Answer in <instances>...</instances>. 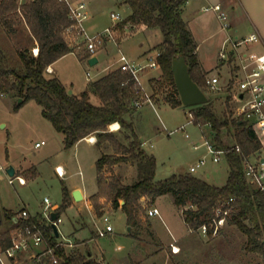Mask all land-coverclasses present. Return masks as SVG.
Wrapping results in <instances>:
<instances>
[{
    "label": "trees",
    "instance_id": "1",
    "mask_svg": "<svg viewBox=\"0 0 264 264\" xmlns=\"http://www.w3.org/2000/svg\"><path fill=\"white\" fill-rule=\"evenodd\" d=\"M187 1L124 0L131 12L118 24L122 33L128 28L151 27L161 30L163 40L156 48L161 51L158 61L162 77L153 81V85L155 89L161 88L164 83L172 86L164 101L173 107L183 104L172 71L175 57L184 55L192 78L204 91L208 86V73L198 61L197 43L182 16ZM23 21L37 40L39 53L34 55L25 48L15 56L0 48V91L16 98L15 110L35 100L42 107L43 116L64 135L65 148H71L89 135L97 137L98 146L109 144L113 148V153H103L96 162L99 189L91 196V201L97 215L103 214L102 197L112 200L114 207H119L120 199H124L122 208L128 222L134 224L137 212L142 208L143 196L148 198L151 205L159 196L169 195L173 203L183 209L184 219L190 228L199 229L207 224L209 237H212L215 209L222 205L231 208L227 224L237 226L246 235V250L264 255V192L253 187L244 172L245 160L260 148L251 126L241 118H231V115L223 119L218 117L210 100L198 105L192 111L194 122L200 125L210 123L215 132L213 142L219 147L232 148L227 155L230 170L226 183L222 186L212 184L190 172L158 180L156 156L146 151L135 132L133 115L139 108L136 103L144 100L141 86L133 74L117 67L92 79L89 88L82 93L70 94L63 81L51 76L47 69L61 57L75 52L65 37L66 28L73 23L68 3L65 0H26L21 4L18 0L1 1L0 23L5 28L15 30V26ZM78 57L86 60L91 53L87 50L86 53H78ZM91 94L96 95L101 103H94L90 99ZM18 98H22V101L18 102ZM115 122L120 123L117 132L110 128ZM231 125L236 128L233 144H238L240 151L221 138L223 128ZM123 162L131 163L136 168L137 178L131 184L124 183L121 176L114 172V166ZM232 197L233 202L228 204ZM70 200L71 194L63 185V201L57 212H64ZM13 216L12 211L5 210L7 220L11 221ZM30 221L42 224L50 243H55L57 235L52 226L46 225L42 215L31 217ZM10 245L11 230L0 232V249ZM58 254L61 256L59 264H101L90 250L81 252L73 249L66 252L64 247H59Z\"/></svg>",
    "mask_w": 264,
    "mask_h": 264
},
{
    "label": "rangeland",
    "instance_id": "2",
    "mask_svg": "<svg viewBox=\"0 0 264 264\" xmlns=\"http://www.w3.org/2000/svg\"><path fill=\"white\" fill-rule=\"evenodd\" d=\"M103 8L94 17L96 27L90 32L104 31L106 27L112 26L115 22L111 18L112 10L119 11L122 15L127 13L120 7V4L114 2ZM14 29L5 28L0 23V48L15 56H18L19 51L25 48L34 54V48H39V46L27 23L23 21L17 24ZM113 29L114 41L106 40L104 42L99 49L102 52L99 53L100 63L93 66L87 61L81 62L77 55L87 52L83 37H69L65 33L68 43L75 52L58 59L55 74L71 87L81 90L92 79L116 69L117 59L121 53H126L131 57L136 56L149 44H156L163 39L159 28L144 27L141 30L136 28L127 30L125 33H122L118 25ZM130 36L132 37L126 40ZM142 43L146 46L142 47ZM154 48L156 47L154 46ZM88 69L91 71V77L87 75ZM140 75L146 77L151 84L152 81L162 77V69L161 67L159 69L146 68L140 72ZM138 83L142 89L143 100L149 102L144 103L134 114V127L137 130L136 134L147 142L145 145L147 152L156 156V179L162 180L175 173L190 172L191 165L207 152L205 147L196 149L194 144L203 142L204 137H207L211 142L215 139V132L212 128L205 124H196L190 114L200 104L192 106L182 104L173 107L164 101L166 94L172 90L171 85L164 83L161 88L154 89V85L151 87L148 84L150 92L145 90V93L149 94L147 95L143 91L141 79ZM205 89L218 117L222 119L228 115H231V118L236 117L237 99L234 91L228 87L212 90L206 86ZM157 99L164 102L152 103ZM15 103L16 98L12 95H0V161L4 167L13 165L17 168L25 161L38 162L41 164V174L28 184L21 185L18 180L11 184L7 172L0 171V208L3 225H6L7 220L5 217L6 207L17 210L26 205L31 211H39L43 214L45 196H48L52 203H62L63 181L57 175L54 167L59 159L65 161L69 174H72L67 179L69 186L81 180L82 175L79 170H82L83 176L90 185L96 184L95 148L86 143H82L77 150L65 148L62 133L42 116L41 106L35 100H30L21 106L22 109L19 113L14 109ZM186 133L190 136L187 137ZM235 133L234 126L224 127L221 138L225 142L233 144L235 143ZM42 139H47L48 143L37 148L35 143ZM124 142L127 141L124 139ZM229 170L227 158L223 157L219 163H214L209 159L207 165L193 174L204 177L205 172L209 171L211 177L205 179L212 184L222 186L227 181ZM170 198L167 196L159 202L161 216L151 218V228L150 225L142 231L136 228L135 233L137 232L139 237L130 235L129 227L124 225L120 213H111L108 215L109 223L113 225L115 232L106 236H98L96 241L89 242L90 246L79 240L90 237L93 228L106 227L107 222L103 219L104 214L100 216V219H94L85 205L79 207L71 205L62 212L63 223L60 226L62 235L59 238L61 240H76L74 249L81 252L92 250L102 260L101 264H264V255L246 250L247 237L235 225L226 223L219 233L214 237H209L211 239L208 241L203 232L196 229L194 234L179 242L176 237L180 235L179 233H185L187 227L178 207L170 202ZM100 203L102 207L105 206L102 199H100ZM79 208L87 226L76 231L74 223L77 224L76 220L81 212L78 210ZM146 239L151 240L152 244H142ZM162 241L165 247L162 250L157 249ZM170 242L183 245L182 251L176 254L173 245H169ZM139 246L144 247L146 258H140ZM151 251L152 254H148Z\"/></svg>",
    "mask_w": 264,
    "mask_h": 264
},
{
    "label": "built area",
    "instance_id": "3",
    "mask_svg": "<svg viewBox=\"0 0 264 264\" xmlns=\"http://www.w3.org/2000/svg\"><path fill=\"white\" fill-rule=\"evenodd\" d=\"M24 1L26 0H18L19 4ZM65 1L69 5V16L73 21L66 28L65 33L69 37H83L85 47L90 51L91 56L97 54L106 40L114 39L113 28L126 18L121 12L113 11L111 18L115 22L112 26L106 27L104 31L90 32L86 27V22L91 18L89 0ZM210 8L218 11L223 28L230 30L232 27L231 22L227 13L222 9L221 4H215L206 9ZM261 43L264 45V40L256 31L243 36L235 35L234 33L228 34L219 50L218 60L220 65L231 67L230 76L224 82L218 75L207 77V85L212 90H221L223 87H228L234 91L237 99L236 117L241 118L248 126L254 129L260 143V148L245 160V176L253 187L264 192V50L253 48L254 45ZM38 53L39 48L35 47L34 55H38ZM160 55L161 51L157 49L148 55L145 60L135 61L131 60L127 54L121 53L118 58L119 67L132 73L139 81L142 70L148 67H160L158 61ZM87 75L91 77V71H88ZM0 95L4 96L5 94L0 91ZM136 104L140 106L141 102ZM190 114L193 117L192 111ZM205 125L212 126L210 123ZM186 136L189 137L190 135L186 133ZM45 143V140H41L36 145L39 146ZM232 145H235V148L240 151L238 144ZM194 147L196 149L205 147L207 152L191 165L190 173H194L207 165L209 159L214 163H219L223 157L227 158L228 153L232 150V148L217 146L213 141L208 140L207 137H204L203 142L194 144ZM7 168L0 161V171L5 170L7 172L8 180L11 184H14L16 180L20 184L26 183V179L21 175H9ZM57 171L60 175L64 174L59 168H57ZM233 200V197L230 198L228 204L233 202ZM58 208L59 205L52 203L48 196L44 197L42 216L46 219V225L53 227V224H55L59 230V235L54 244H51L49 238L45 235L42 224L30 221V213L27 208H22L18 214H15L12 219L15 227L11 229V245L5 249H0V264H59L61 256L58 254V248L65 247L67 242L59 238L62 235L60 226L63 223V218L62 214L57 212ZM230 210V207L224 208L222 205L216 207L215 216L212 220V225L214 226L212 237L216 236L227 223V216ZM53 212L58 213L56 219H52ZM149 214H160V210L158 207H152L149 209ZM103 219L107 222V225L105 228H97L98 236H106L114 230L113 225L109 223V216L103 215ZM199 229L204 235L209 237L207 224H203ZM173 249L176 251L177 248L173 245Z\"/></svg>",
    "mask_w": 264,
    "mask_h": 264
},
{
    "label": "crops",
    "instance_id": "4",
    "mask_svg": "<svg viewBox=\"0 0 264 264\" xmlns=\"http://www.w3.org/2000/svg\"><path fill=\"white\" fill-rule=\"evenodd\" d=\"M123 1L124 0H89L91 18L86 22L87 29L89 31H92L96 27V23H95L96 21L93 20L94 17L98 14V12H100L104 9L103 7H105L107 4L112 3V2L120 4V7L127 11V13L124 15L125 17H127L130 14L131 9L126 4H124ZM215 4H221L222 9L227 13L229 20L231 22V26H232L230 30H226L223 28V23H222L221 18L219 17L218 11L214 10L213 8L206 9L207 7L214 6ZM113 11H115V10H112L111 13ZM182 16L187 21L188 26H189V28L193 34V37L197 43V55H198V61H199L201 68L205 72L208 73L207 74L208 77L218 75L220 77V79L223 80V82L225 80H227V78H229L231 67L227 66V65H220L219 64L218 53H219V50L221 49V47L223 46L225 39L228 36V34L234 33L235 35L243 36V35H247V34L253 32V31H256L262 36V39L264 40V0H188L187 3L185 4V6L183 7ZM141 29L142 28H140V30ZM132 36L126 38V40L130 39ZM162 40H160L156 44H149V46H147V48H144V50L136 56L131 57L128 54H127V56L131 60L143 61L146 59V57L148 55L152 54L155 50H157L156 48L153 49V47L154 46L156 47V45H158L160 42H162ZM112 41H114V40L112 39ZM141 45H142V47L144 45L146 46V44H144V43H142ZM253 48L256 50H264V45L262 43L257 44V45H254ZM99 53H102V52L98 51L96 54V56L99 59L98 63H100ZM103 56H104V53H103ZM79 60L81 62H84V61L89 62V59H86V60L79 59ZM57 61H59V60H57ZM57 61L52 63L48 67L49 68L48 72L51 76L59 77L57 74H55L57 72V68H56ZM117 63H118L117 67H119L118 59H117ZM148 68H150V67H148ZM159 68L160 67L155 68V69H159ZM150 69H154V68H150ZM88 71H90V69H88L87 72ZM101 75H103V74H101ZM101 75H99V76H101ZM60 79L62 80V78H60ZM140 79H141V83L143 85V89H144L143 91L145 93V90L150 89V88H148L147 85L149 84V86L152 87L153 81L150 84V81L146 77L141 76V75H140ZM63 83L68 87V89H70V88L73 89V92H75L77 94H80L89 88V84H88L87 86H85V88H82L81 90H76L74 87H71L70 84H68L64 81H63ZM152 90H153V88H152ZM149 92H150V90H149ZM152 92L154 93L155 91L153 90ZM145 94L149 95L147 92ZM6 95H8V94H6ZM97 98L98 97L96 95L91 94L90 99L94 103L100 104L101 101L99 98L98 99ZM96 99H97V101H96ZM146 102H149V101H146ZM146 102L145 101L143 103L141 102V105L139 106V108L142 107V105ZM162 102H164V101H161L158 99L155 102L152 101V103H162ZM21 109H22V107H20L17 110V112L19 113L21 111ZM41 114H42V107H41ZM42 116H43V114H42ZM133 117H134V115H133ZM44 118H46V117H44ZM118 124H119V127L117 129L112 128L111 130L117 132L118 129L120 128V123H118ZM111 126H110V128H111ZM135 131H137V130L135 129ZM139 138L142 140L143 147L145 148V145L147 142L145 140L143 141V139L140 137V135H139ZM42 140H45L46 143L37 146L36 145V143L38 142L37 141L35 143V146L37 148H41L43 145H46L48 143L47 139H42ZM62 141L64 144V135L62 137ZM96 141H97V137L95 135H89V136L81 139L80 141H78L74 146H72L70 148V149L74 148L75 150H77V148L82 143H86V144H88V146L95 148V150H96V154H95V171H96L95 172V182H96V184L95 185H90L87 182V179L83 176L82 170H79L80 175H82L81 180L78 182H74L72 186H69V184L67 183V179H69L72 176V174H69V170L66 166L65 161L62 159H59L56 162L54 167H55V171H56L57 175L62 179L63 185H65L68 188V190L71 194V200H70L69 206L74 205V206L79 207L81 205L82 206L85 205L89 209L88 211L90 212L91 216L94 219H100L101 217L99 215H97V213L95 212L94 206H93L92 201H91V196L93 194H95L99 189V187H98V172H97V168H96V162L101 157V155L103 153H113L114 150L109 144H107L103 147H100L96 144ZM40 165H41L40 163H38V162L36 163V162H33L30 160V161H25V162L21 163L19 168L14 166L16 169V173H21L19 175L23 176L26 179V183L21 184V185L28 184L29 182L35 180L41 174ZM57 168H59L61 171H63L64 174L60 175L57 171ZM76 172H78V171H76ZM76 172H75V174H76ZM114 172L119 174L122 178V181L126 184L133 183L135 181V179L137 178L136 168L131 163L123 162L120 164H116L114 166ZM106 173H110V172H106ZM175 174H177V173H175ZM199 177H201L203 179L210 178L211 173L209 171H207V172H205L204 177H202V176H199ZM205 180H207V179H205ZM65 183H67V184H65ZM76 189H80L82 191V194H83V198L79 201L75 200L73 197V191ZM167 196H169V195L159 196L155 200V202L151 205L148 204V198L143 196L141 198L142 208H141V210H139L137 212L136 220H135L134 224H130L128 222L127 214L125 213V211L122 208V206L125 202L124 199H120V206L119 207H114L112 200H109L106 197H102L101 199L105 205L102 207V210H103L104 215H110L111 213H120L122 216V219L124 220V225L129 227L130 235L138 236L137 232L135 233L136 228L141 229L140 231L144 230V228H146V227H149V225L151 228V226H152L151 218L154 216H161V209H160L158 204L162 199L166 198ZM169 198H170V196H169ZM170 200H171L170 202H173L171 198H170ZM43 204H44V199H43ZM54 204L60 206V204H58V203H54ZM150 207H158L160 210V214L150 215L149 214V208ZM177 207L181 213L184 224L187 227V230H185V233L184 232L179 233L180 235L178 237H176L179 242L180 241L182 242V240H184L188 236L194 234L196 229H192L188 226V224L186 223L184 216H183V209L179 206H177ZM22 208L28 209V211L30 213V218L35 217V216L38 217V216L42 215V213H40L39 211H37V212L31 211L26 205L21 207V209ZM21 209L16 210V209L11 208V207H6L5 210L12 211L15 215V214H18ZM78 210H80V208ZM76 223L77 224L74 223V227H75L76 231L87 226V223H86L85 218L82 214V211L79 212V217L77 218ZM14 227H15V223L13 222V220H11V221L6 220V225H3V223H2V225H0V232H3L7 229L11 230ZM184 229H185V227H184ZM198 230L201 231L200 229H198ZM114 232H115V228L113 231H111L108 234H111ZM203 235H204V233H203ZM204 236H206V235H204ZM97 237H98L97 229L93 228L91 230V236L90 237H86L83 240H79V241L85 242V243H87V245H89V242H91L93 240L96 241ZM206 239L208 241L211 238L206 236ZM75 241H71L69 239L68 240L66 239L67 245L64 247L66 252H70L71 250L74 249V246H76V243H74ZM78 244L79 243L77 242V245ZM142 244L149 245L152 243H151V240L146 239ZM171 244L179 249V251L175 252L176 254L180 253L182 251L183 245L177 244V242H170L169 245H171ZM163 247H165V245H164V242L162 241L161 244L157 247V249L160 248L162 250ZM138 250L140 253V258H142V259L146 258L144 247L139 246ZM90 253L92 254V256L95 259L102 262V260H100L98 258V254H94L92 250H90ZM148 254L151 255L152 251L149 252Z\"/></svg>",
    "mask_w": 264,
    "mask_h": 264
},
{
    "label": "water",
    "instance_id": "5",
    "mask_svg": "<svg viewBox=\"0 0 264 264\" xmlns=\"http://www.w3.org/2000/svg\"><path fill=\"white\" fill-rule=\"evenodd\" d=\"M98 57L96 55L89 58L90 65H96L98 63ZM172 71L175 78V83L179 91L181 101L186 106H192L196 104H202L208 102L209 98L207 93L200 87V85L192 78L189 66L184 55H179L175 57L172 61ZM70 94L73 93V89H69ZM242 97V95H241ZM19 102L22 98H19ZM9 175L14 176L16 174V169L13 165L7 168ZM73 197L75 200H81L83 198L82 191L76 189L73 191ZM58 216L57 212L52 213V219H56ZM2 221V211L0 208V222ZM53 229L56 235H59L58 227L53 224Z\"/></svg>",
    "mask_w": 264,
    "mask_h": 264
},
{
    "label": "bare ground",
    "instance_id": "6",
    "mask_svg": "<svg viewBox=\"0 0 264 264\" xmlns=\"http://www.w3.org/2000/svg\"><path fill=\"white\" fill-rule=\"evenodd\" d=\"M119 127V124L116 122V123H113L112 124V128L113 129H117ZM61 167V166H60ZM62 168V167H61ZM176 251H179V249L177 248Z\"/></svg>",
    "mask_w": 264,
    "mask_h": 264
}]
</instances>
